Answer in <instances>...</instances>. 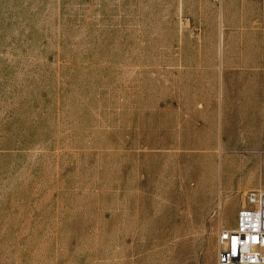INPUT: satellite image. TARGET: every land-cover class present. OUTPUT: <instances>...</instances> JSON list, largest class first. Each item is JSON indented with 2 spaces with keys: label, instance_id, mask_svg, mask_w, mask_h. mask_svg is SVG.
Returning <instances> with one entry per match:
<instances>
[{
  "label": "rangeland",
  "instance_id": "rangeland-1",
  "mask_svg": "<svg viewBox=\"0 0 264 264\" xmlns=\"http://www.w3.org/2000/svg\"><path fill=\"white\" fill-rule=\"evenodd\" d=\"M259 186L264 0H0V264H216Z\"/></svg>",
  "mask_w": 264,
  "mask_h": 264
},
{
  "label": "built area",
  "instance_id": "built-area-1",
  "mask_svg": "<svg viewBox=\"0 0 264 264\" xmlns=\"http://www.w3.org/2000/svg\"><path fill=\"white\" fill-rule=\"evenodd\" d=\"M246 201L217 233L216 264H264V191H249Z\"/></svg>",
  "mask_w": 264,
  "mask_h": 264
},
{
  "label": "bare ground",
  "instance_id": "bare-ground-1",
  "mask_svg": "<svg viewBox=\"0 0 264 264\" xmlns=\"http://www.w3.org/2000/svg\"><path fill=\"white\" fill-rule=\"evenodd\" d=\"M216 144H218V143H216ZM220 144H221V142H220ZM217 146H219V145H216V147ZM218 148V147H217ZM223 148H225V147H223ZM221 149H222V146L220 145L219 146V150L221 151ZM225 152H226V149H225ZM221 154H222V152H221ZM236 157H235V155H232V156H229L228 154H224V156H222L221 155V158H220V163H221V165H220V169H228L229 170V167H231V169L233 168V165H234V162L236 161V159H235ZM241 189H243V188H241ZM238 190H239V188H238ZM243 191V190H242ZM257 191H264V189L261 187V186H259V188H258V190ZM243 193V192H242ZM244 195V194H243ZM233 196V195H232ZM221 207H222V205H221ZM221 210V209H220ZM217 217H219V221H220V223H222L223 222V220L225 219L226 220V217L224 218L223 217V215H222V212L220 211L219 212V216H217ZM218 221V220H217Z\"/></svg>",
  "mask_w": 264,
  "mask_h": 264
},
{
  "label": "crops",
  "instance_id": "crops-1",
  "mask_svg": "<svg viewBox=\"0 0 264 264\" xmlns=\"http://www.w3.org/2000/svg\"><path fill=\"white\" fill-rule=\"evenodd\" d=\"M234 222H235V220H234Z\"/></svg>",
  "mask_w": 264,
  "mask_h": 264
}]
</instances>
